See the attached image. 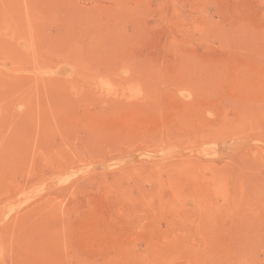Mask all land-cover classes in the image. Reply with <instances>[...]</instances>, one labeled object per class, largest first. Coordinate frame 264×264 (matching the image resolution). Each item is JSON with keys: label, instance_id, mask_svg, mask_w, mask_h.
Masks as SVG:
<instances>
[{"label": "rangeland", "instance_id": "1", "mask_svg": "<svg viewBox=\"0 0 264 264\" xmlns=\"http://www.w3.org/2000/svg\"><path fill=\"white\" fill-rule=\"evenodd\" d=\"M0 264H264V0H0Z\"/></svg>", "mask_w": 264, "mask_h": 264}]
</instances>
